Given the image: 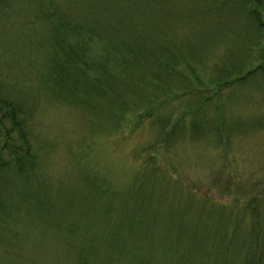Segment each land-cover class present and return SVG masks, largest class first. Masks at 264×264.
<instances>
[{
	"label": "rangeland",
	"instance_id": "rangeland-1",
	"mask_svg": "<svg viewBox=\"0 0 264 264\" xmlns=\"http://www.w3.org/2000/svg\"><path fill=\"white\" fill-rule=\"evenodd\" d=\"M254 1L0 0V264H244L264 239ZM48 14L96 29L106 94L52 90Z\"/></svg>",
	"mask_w": 264,
	"mask_h": 264
},
{
	"label": "trees",
	"instance_id": "trees-1",
	"mask_svg": "<svg viewBox=\"0 0 264 264\" xmlns=\"http://www.w3.org/2000/svg\"><path fill=\"white\" fill-rule=\"evenodd\" d=\"M262 1L263 0L254 1L256 6L250 11L252 15H255V20L258 21L264 20V3H262ZM58 16L60 17V15ZM59 17L55 14L47 15L48 23L51 25L50 36H52L53 42L51 47L55 52L54 55L50 56L48 62V78L50 77L52 90L59 94L63 88L65 89V87L73 81L75 82L76 88L73 92L80 95V99L77 98L80 101L81 99H83V101L89 100V98L95 96V92L101 95L106 94V88L112 83L110 73L106 70V59L103 58L104 61L94 60V56H91L89 53L90 49L87 47L86 42L81 39V37H88L89 35L94 37L97 33L96 29L89 28V30H87L84 25H72ZM66 24L68 27L71 25L69 32ZM69 38H76L78 40L76 42H71ZM72 60L74 61L72 62ZM74 96L78 97V95ZM8 111H10L14 127L19 128L20 122L15 120L16 115L14 109L12 108ZM21 134H23V132ZM261 237V235H254L252 239H249L247 256L246 254L244 255L246 257L244 258V264H264V256L260 255L262 251L259 250L262 248L264 249V246H262L264 245V239L261 243L259 242V238L261 239Z\"/></svg>",
	"mask_w": 264,
	"mask_h": 264
}]
</instances>
